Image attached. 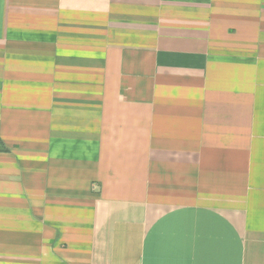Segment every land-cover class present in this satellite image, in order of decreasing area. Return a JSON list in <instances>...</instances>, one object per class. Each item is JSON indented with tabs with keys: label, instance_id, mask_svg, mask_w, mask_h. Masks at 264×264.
Instances as JSON below:
<instances>
[{
	"label": "crops",
	"instance_id": "obj_1",
	"mask_svg": "<svg viewBox=\"0 0 264 264\" xmlns=\"http://www.w3.org/2000/svg\"><path fill=\"white\" fill-rule=\"evenodd\" d=\"M0 264H264V0H0Z\"/></svg>",
	"mask_w": 264,
	"mask_h": 264
}]
</instances>
